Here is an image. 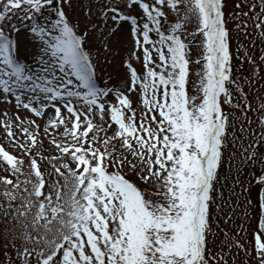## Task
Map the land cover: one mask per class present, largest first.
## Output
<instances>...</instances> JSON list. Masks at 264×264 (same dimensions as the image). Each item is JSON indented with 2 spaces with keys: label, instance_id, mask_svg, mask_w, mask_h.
Returning a JSON list of instances; mask_svg holds the SVG:
<instances>
[{
  "label": "snow or ice",
  "instance_id": "1",
  "mask_svg": "<svg viewBox=\"0 0 264 264\" xmlns=\"http://www.w3.org/2000/svg\"><path fill=\"white\" fill-rule=\"evenodd\" d=\"M226 6L0 0V264H264V0Z\"/></svg>",
  "mask_w": 264,
  "mask_h": 264
},
{
  "label": "rangeland",
  "instance_id": "2",
  "mask_svg": "<svg viewBox=\"0 0 264 264\" xmlns=\"http://www.w3.org/2000/svg\"><path fill=\"white\" fill-rule=\"evenodd\" d=\"M235 2H237V0H227V6H226L225 11L227 12V11L231 10L232 6H233V4ZM249 2L250 3H255L256 0H249ZM236 23H238V21H234V20L229 19V22H228L229 28L233 29L234 25ZM249 31L250 32L252 31L251 27H249ZM232 36H233V45H235V43H236V40H235L236 33H235V31L232 32ZM241 38L243 39L242 36H241ZM245 43H247V42H245ZM109 47L111 48V51L106 53V55L108 57V62L107 63L105 62V59H104V55H105L104 49L101 48V53L102 54L99 57L100 65H99V68H98V76L100 77L101 81L106 80L107 76L109 74H111L113 76H116V74L121 71V69H120V60H121V57L124 55V53L121 51L120 54L117 55V50L120 47L117 44H110ZM194 50H195V46H194ZM137 67H139L138 64H137ZM249 67H250L249 65L245 64L244 65L245 71H247L249 69ZM193 71H195V69ZM191 83H192V81L190 80L189 81V90H191ZM258 87H259V85H258ZM249 98L253 100V103L256 102L253 97H249ZM133 99L135 101V99H136L135 96H133ZM4 107H7L11 111H14V109L10 105H0V109H2ZM22 115H23V113H22ZM249 115L251 116L252 114L249 113ZM3 137H4L3 129H0V144H3L9 151H12V148L10 147L8 142ZM45 146L47 147V141H45ZM224 155H225V159H224L219 171H220L221 177H225V176L229 177V179L227 181V184H228V186H230L231 185V176L233 174L229 172V163H230V161L228 160L229 153L226 151ZM221 184L222 185L225 184V181L221 180ZM222 190L224 192L225 198H227L228 197L227 188L225 187Z\"/></svg>",
  "mask_w": 264,
  "mask_h": 264
}]
</instances>
